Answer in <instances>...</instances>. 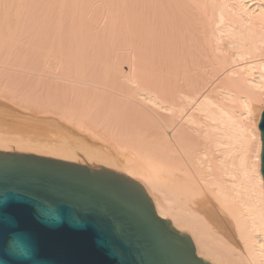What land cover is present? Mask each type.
Instances as JSON below:
<instances>
[{
  "label": "bare ground",
  "instance_id": "bare-ground-1",
  "mask_svg": "<svg viewBox=\"0 0 264 264\" xmlns=\"http://www.w3.org/2000/svg\"><path fill=\"white\" fill-rule=\"evenodd\" d=\"M9 99L105 149L198 258L264 264V0H0Z\"/></svg>",
  "mask_w": 264,
  "mask_h": 264
},
{
  "label": "water",
  "instance_id": "water-1",
  "mask_svg": "<svg viewBox=\"0 0 264 264\" xmlns=\"http://www.w3.org/2000/svg\"><path fill=\"white\" fill-rule=\"evenodd\" d=\"M259 132L264 180V110ZM14 231L31 234L40 264H210L99 144L0 105V264H28L7 253Z\"/></svg>",
  "mask_w": 264,
  "mask_h": 264
},
{
  "label": "clouds",
  "instance_id": "clouds-1",
  "mask_svg": "<svg viewBox=\"0 0 264 264\" xmlns=\"http://www.w3.org/2000/svg\"><path fill=\"white\" fill-rule=\"evenodd\" d=\"M42 221L48 226H55L63 222L64 217L57 212L54 219L41 213ZM69 223L74 227L82 226L79 220L75 222L69 221ZM7 253L9 256L27 261L28 264H40L39 259L36 256L35 242L31 234L26 231H14L12 232L8 243H7Z\"/></svg>",
  "mask_w": 264,
  "mask_h": 264
},
{
  "label": "rangeland",
  "instance_id": "rangeland-1",
  "mask_svg": "<svg viewBox=\"0 0 264 264\" xmlns=\"http://www.w3.org/2000/svg\"><path fill=\"white\" fill-rule=\"evenodd\" d=\"M55 14H56V17L58 16L59 18L61 17V23H58L57 21H56V23H54L53 22V24H54V26L56 27H58L59 29L57 30L58 31V36H59V39H62V40H65V39H67V32H65V30H67V28H66V13L65 12H62L61 13V16H59L60 15V13H58V12H55ZM34 19H32L31 21H30V24H34V25H39V23L38 22H32ZM52 20H53V18H52ZM56 20H57V18H56ZM42 23V22H41ZM28 89H30V90H33V88L35 87V84L34 83H31L29 86H27L26 84H24ZM24 86V87H25ZM11 96V95H10ZM12 97V96H11ZM9 98V97H8ZM13 98V97H12ZM2 101H4V103H5V106H7V107H12V108H16V109H19V110H22V111H24V112H27V113H30V114H33V115H36V116H39V117H45L46 116V112H48V108H46V107H43L44 105L42 104L41 106H37V103H35V102H23L22 100H16V101H10V99L9 100H2ZM57 119H59L60 120V118L59 117H56ZM62 121V120H61ZM66 122V121H65ZM65 122H64V124H65ZM66 125V124H65Z\"/></svg>",
  "mask_w": 264,
  "mask_h": 264
}]
</instances>
